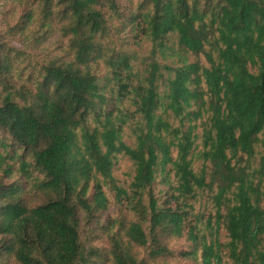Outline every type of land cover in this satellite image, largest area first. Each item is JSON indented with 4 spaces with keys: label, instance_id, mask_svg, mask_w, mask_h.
<instances>
[{
    "label": "trees",
    "instance_id": "1",
    "mask_svg": "<svg viewBox=\"0 0 264 264\" xmlns=\"http://www.w3.org/2000/svg\"><path fill=\"white\" fill-rule=\"evenodd\" d=\"M35 2L42 25L67 20L61 30L73 57L51 59L34 80L14 85L7 76L12 64L0 51V129L11 139H0V146L14 152L0 153V170L10 178L34 167L43 174L38 188L47 196L27 207L14 195L18 183L1 186L0 256L15 264H85L78 209L97 214L108 205L103 183L112 179L115 156L122 154L134 169L127 188L114 185L116 199L132 202L136 211L158 168L169 167L175 180L161 205L149 198L143 216L152 236L184 234L192 242L184 257L224 264L220 244L206 242L195 223L187 224L180 206L206 187L214 191L218 223L224 218L229 264H264V155L255 159L264 130V0H143L127 22L133 36L138 32L136 45L151 43L142 58L126 51L105 55L99 41L106 36L105 0ZM35 17L27 10L22 23ZM18 26L16 21L10 29L20 31ZM98 59L110 69L105 78L90 71ZM107 92L109 110L103 108ZM202 116L198 131L193 121ZM125 117L138 119L130 141L120 126ZM198 140L203 165L195 171L191 153ZM18 156L15 169L11 160ZM123 229L131 241L146 243L139 221ZM114 249L115 264H134L117 240Z\"/></svg>",
    "mask_w": 264,
    "mask_h": 264
},
{
    "label": "rangeland",
    "instance_id": "2",
    "mask_svg": "<svg viewBox=\"0 0 264 264\" xmlns=\"http://www.w3.org/2000/svg\"><path fill=\"white\" fill-rule=\"evenodd\" d=\"M142 3L143 0H105L104 5L100 6L101 11L107 17L106 36L104 39L99 40L103 42V45L106 44V56L112 53L123 54L122 52L126 51L142 58L151 47V43L147 41H141V45H136L134 36H137L138 32L133 36L129 32L130 24L127 23L130 12L138 9ZM27 10L36 16L29 24L22 23ZM39 13L40 5L35 0H10L0 5V51L5 55L2 57H6L12 64L11 71L7 76L14 85H22L30 79L34 80L33 78L37 76V69L51 59H61L66 62L73 57V52L68 47L69 40L62 34L61 30V26L63 23H67V20L54 18V25L47 27L42 25V18L37 16ZM16 21H19L18 27H20V23L22 25L20 31L10 29ZM124 22L125 24L122 26ZM41 27L46 30L45 35L42 34L45 30ZM188 58L190 61L193 59L191 55ZM172 61L178 63L176 57L170 60L171 63H173ZM200 62L207 63L202 55ZM132 64L134 67H139L137 62H132ZM90 71L96 73L99 78H105L106 75L110 74V69L106 67L102 59L95 61L91 65ZM106 95L108 99L109 93L107 92ZM110 103L111 101L108 99L103 108L108 109ZM117 115L118 113L115 111L114 116L117 117ZM124 121V123H120L123 137L125 140L130 141L131 127H134L138 119L136 117H125ZM203 121H205V116L193 121L198 124V131ZM89 122L90 128H97L95 121L90 119ZM3 138L5 143H11L10 136L0 129V139ZM11 149L13 148H8V151H5L4 147L0 146V153L7 154L10 157L14 153ZM201 149V141L198 140L191 153L192 167L195 171L203 165ZM17 153H21V151L18 150ZM255 153V159L258 161L260 156L264 155V130L259 133V141L255 144ZM26 158L31 161L29 155ZM244 158L243 156L242 160ZM11 163L17 169L20 163L19 156L13 161L11 160ZM206 163L209 165L208 161ZM257 165L258 163H254L252 167H257ZM133 169L134 165L128 157L117 154L112 168V179L105 180L102 187L108 197V205L97 214L78 209L76 227L79 231L82 250L87 259L85 264L117 263L113 254L115 240L120 243L127 255L134 259V264H199V260L194 261L183 256L184 251H188L192 246V242L188 241L184 234L181 237L159 234L154 237L150 233L147 216H143L149 211L150 196L155 197L160 205L169 197L170 186L175 184L169 167L165 170L158 168L154 182L145 188L142 193V203H140L141 207H138L139 210L133 209L132 202L128 203L127 200L124 202L117 201L114 185L120 184L127 188ZM29 171L28 175L14 172L10 178H6L2 176L0 170V188L4 184L18 183V194H14L15 197L25 206L33 207L45 201L47 196L43 190L38 188L43 174L34 167L30 168ZM262 185L264 186V180H262ZM228 196L231 198V194H228ZM183 203L180 206L187 211V224L195 223L199 234L203 236L206 242L219 243L224 264H229L231 259L229 258L227 243L230 239L225 229L224 218L220 217L219 223L217 221L218 214L215 207L214 191L206 187L197 188ZM225 211L226 207H223L219 212L223 215ZM131 221L141 223V228L146 237L145 244L139 245L131 241L125 234L126 230L123 227ZM199 253L200 250L198 249L196 254L198 259ZM0 259H4L3 264H15L10 256L8 258L3 255L0 256Z\"/></svg>",
    "mask_w": 264,
    "mask_h": 264
}]
</instances>
